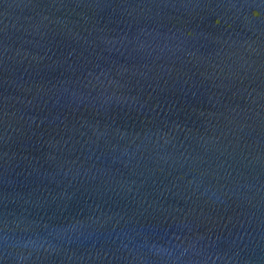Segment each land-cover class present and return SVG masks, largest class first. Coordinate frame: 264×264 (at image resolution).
<instances>
[{
  "label": "water",
  "instance_id": "water-1",
  "mask_svg": "<svg viewBox=\"0 0 264 264\" xmlns=\"http://www.w3.org/2000/svg\"><path fill=\"white\" fill-rule=\"evenodd\" d=\"M0 264H264V0H0Z\"/></svg>",
  "mask_w": 264,
  "mask_h": 264
}]
</instances>
